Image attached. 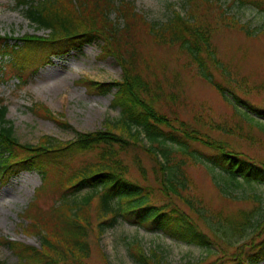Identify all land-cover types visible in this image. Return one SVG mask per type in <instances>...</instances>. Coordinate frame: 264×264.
I'll return each mask as SVG.
<instances>
[{
	"label": "trees",
	"instance_id": "trees-1",
	"mask_svg": "<svg viewBox=\"0 0 264 264\" xmlns=\"http://www.w3.org/2000/svg\"><path fill=\"white\" fill-rule=\"evenodd\" d=\"M234 1L244 5L251 2L259 10H264L254 0ZM17 5L36 30L48 31V35L45 38L37 35L23 36L14 43H11L13 38L0 35L2 74L6 73V65H2V61L11 58L10 65L24 84L28 68H33L35 64L42 67L56 52L63 54L67 49L80 50L92 45L101 50L99 59L116 60L123 73L120 80L98 82L83 77L77 82L90 95L101 96L113 92L111 107L119 109L121 116L107 120L101 130L77 133L75 140L63 141L43 136L37 145H22L15 137L12 122L6 119L7 106H1L0 185L23 172H37L42 183L36 189L28 208L20 214L22 221L19 225L26 236L37 238L39 247L1 238V244L17 259L16 264H87L92 257V246L89 243L92 233L98 234L100 239L121 221L146 231L163 233L179 242L210 247L211 251L213 241L200 232L197 221L188 217L184 211L180 215L177 209L169 211L167 206L152 204L150 188H145L129 177L130 169L124 164L123 156L136 147L148 151L158 166H161L162 178L158 177V183L162 194L172 192L183 199L192 214L208 226L213 237L221 233L227 246L232 247V236H247L248 230H252L256 234L249 233V236L254 243L259 234H263L261 228L264 227V212L261 205L247 214L240 211L239 218L231 221L228 218L225 220L221 213L218 216L208 215L197 201L181 196L177 186L186 190L188 179L182 162L172 164V154L181 153L192 157L187 143L190 139L200 141L221 154H225V145L211 140L207 135L200 139L195 133L197 130L189 132L185 122L162 112V107L167 106L162 101L164 94L168 97L175 94L164 92L158 82L149 83L143 69L150 67L151 62L141 51L144 36L149 37L158 47L174 48L178 45L197 67L200 78L215 88L226 101L244 110L237 114L261 127L262 123L255 122L250 115L255 114L257 118L264 119V111L238 98L232 87L233 78L229 81L232 88L217 81L203 56V53L206 54L217 69L221 68L215 57L210 32L229 20L234 26L241 25L242 30L250 35L253 32L247 24L228 15L221 0H186V15L174 11L173 17L163 23L148 21L144 14L137 11L133 2L126 0H17ZM20 43H24L22 48ZM8 77L4 75L5 79ZM31 111L37 117L53 121L59 128H73L62 114H54L41 103L34 104ZM221 130L228 134L238 133L228 125H223ZM145 141L159 144L160 147L151 149ZM93 151H99L100 160L72 164L77 157ZM137 165L140 176L146 179V170L139 160ZM253 169V174L243 177L245 185L237 181L230 188L246 186V190L254 191L257 184L264 183V172L258 168ZM223 171L231 174L233 179L238 178L236 171L226 167ZM231 194L229 192L234 200L238 199ZM251 197L256 203L260 200L258 195ZM241 250L233 257L234 262L225 260L221 264L264 262V239L258 246H252L249 254L242 256ZM152 252L156 256L155 264H169L163 262L164 258L159 252ZM130 254L138 264L152 263L149 253L137 241L130 245ZM0 264L7 263L0 260Z\"/></svg>",
	"mask_w": 264,
	"mask_h": 264
},
{
	"label": "rangeland",
	"instance_id": "rangeland-1",
	"mask_svg": "<svg viewBox=\"0 0 264 264\" xmlns=\"http://www.w3.org/2000/svg\"><path fill=\"white\" fill-rule=\"evenodd\" d=\"M126 1L133 2L137 11L144 14L150 22L163 23L173 17L174 11L183 15L188 11L186 0ZM221 1L228 15H233L242 24H247L253 33L247 34L241 25L234 26L228 20L210 32L216 51L215 57L221 68L217 69L206 54L203 53V56L217 81L227 88L233 87L244 103L264 111V10H259L251 2L244 5L234 0ZM254 1L264 7V0ZM0 35L13 38L11 43H14L23 36L37 35L45 38L48 31L36 30L25 18L22 8L18 7L17 0H0ZM144 37L141 51L151 63L150 67L143 70L146 71L149 83L158 82L164 92L175 94L173 97L164 94L162 101L167 106L162 107V112L185 122L189 132L197 130L195 133L200 139L207 135L211 140L225 145V154H221L200 141L190 139L187 143L189 154H193V158L181 153L172 154V164L182 162L188 179L185 183L186 190L177 186L181 196L197 201L206 209L204 213L207 212L208 215L218 216L221 213L225 220H237L240 211L247 214L258 205H261L264 212V183L257 184L254 191L246 190V186L230 188L237 181L245 185L246 180L243 177L253 174V168L264 172V119L257 118L255 114L250 115L255 122L262 123L259 127L237 114L244 110L226 101L215 88L200 78L197 67L190 62L181 47H158L149 37ZM23 45L24 43H20V48ZM65 52H56L55 56H51L49 64L39 70H35L39 68L35 64L31 70L26 71L27 80L24 84L16 75L4 78L3 75L14 74V69L10 65L11 58L3 60L6 73L0 72V108L7 105L6 119L12 122L15 137L22 145H37L43 136H52L63 141L75 140L77 133L101 130L107 120L121 116L119 109L111 107L113 92L101 96L90 95L83 86L77 84L83 77L98 82L120 80L123 72L116 60L99 59L101 50L95 45L78 51L67 49ZM232 78L234 84L230 87L229 81ZM1 100L4 101L3 104ZM37 103L49 107L56 115L62 114L73 128H59L53 121L37 117L31 111L32 106ZM223 125L234 128L238 133L228 134L222 131ZM145 144L151 149L160 147L159 144L146 141ZM123 157L124 164L130 169L129 177L145 188H150V202L159 207L167 206L169 211L177 209L180 215L184 211L188 217L197 221L200 232L213 241L212 252L210 247L179 242L163 233L146 231L121 221L100 239L98 234L92 233L89 238L92 257L87 264H138L130 254V245L134 241L139 242L149 253L152 260L149 264H155L156 261L153 250L160 253L164 258L163 262L169 264H221L225 260L234 262L233 257L239 249H242V256L249 254L252 246H258L264 239L262 227L263 234H259L254 243L251 242L253 239L249 233L256 232L248 230L247 236L230 237L233 246H227L222 234L220 233L221 237L219 233V236L213 237L208 226L192 214L183 199L172 192L168 195L162 194L158 183V177L162 178L161 166H158L148 151L141 147L131 148ZM100 159L99 151H93L77 157L72 164L80 165L83 161L94 163ZM137 160L146 170V179L138 172ZM161 162L164 163L165 160ZM224 167L236 171L238 178L233 179L231 174L223 171ZM41 184V177L37 172H24L0 185V260L7 264H16L17 259L1 244L2 237L39 247L37 238L26 236L19 225L22 221L20 214L28 208ZM229 192L238 199L234 200ZM253 195L259 196L258 203L251 199ZM211 223L213 224L212 221ZM228 233L231 234L232 231Z\"/></svg>",
	"mask_w": 264,
	"mask_h": 264
}]
</instances>
